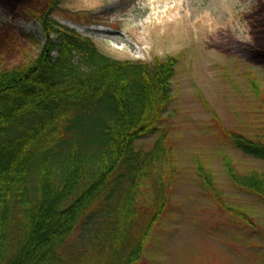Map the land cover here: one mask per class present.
I'll return each mask as SVG.
<instances>
[{"label": "trees", "instance_id": "obj_1", "mask_svg": "<svg viewBox=\"0 0 264 264\" xmlns=\"http://www.w3.org/2000/svg\"><path fill=\"white\" fill-rule=\"evenodd\" d=\"M0 3L35 14L47 38L35 59L16 56L13 65L4 47L18 29H0V264H140L175 187L162 123L176 59L113 58L55 22V0ZM247 20L255 41L241 47L264 64V4ZM220 127L228 143L264 162V130ZM149 136L150 148L138 145ZM224 164L236 187L264 202V173ZM197 174L243 230L259 234L248 211L224 203L213 169L200 162Z\"/></svg>", "mask_w": 264, "mask_h": 264}, {"label": "rangeland", "instance_id": "obj_2", "mask_svg": "<svg viewBox=\"0 0 264 264\" xmlns=\"http://www.w3.org/2000/svg\"><path fill=\"white\" fill-rule=\"evenodd\" d=\"M263 4L264 0H55L53 20L91 39L111 57L177 61L172 100L162 123L175 152L170 167L175 187L140 264H264V202L231 182L224 160L229 158L240 172L264 173V162L228 143L220 127L246 134L264 130V64L241 47L254 43L247 16ZM8 27L18 29L4 47L11 63L15 65L16 56L35 59L47 42L38 17L0 3V29ZM253 81L263 96L258 97ZM154 140L155 136L145 137L138 145L150 148ZM200 162L214 170L224 203L248 211L259 234L243 230L245 222H235L203 188L197 174Z\"/></svg>", "mask_w": 264, "mask_h": 264}, {"label": "bare ground", "instance_id": "obj_3", "mask_svg": "<svg viewBox=\"0 0 264 264\" xmlns=\"http://www.w3.org/2000/svg\"><path fill=\"white\" fill-rule=\"evenodd\" d=\"M86 1H90V0H86Z\"/></svg>", "mask_w": 264, "mask_h": 264}]
</instances>
